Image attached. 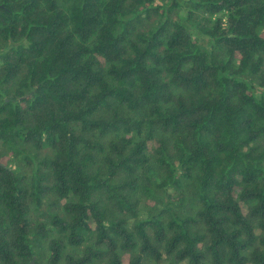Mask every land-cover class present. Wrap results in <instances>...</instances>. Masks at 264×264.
<instances>
[{"label":"trees","instance_id":"obj_1","mask_svg":"<svg viewBox=\"0 0 264 264\" xmlns=\"http://www.w3.org/2000/svg\"><path fill=\"white\" fill-rule=\"evenodd\" d=\"M264 264V0H0V264Z\"/></svg>","mask_w":264,"mask_h":264},{"label":"water","instance_id":"obj_2","mask_svg":"<svg viewBox=\"0 0 264 264\" xmlns=\"http://www.w3.org/2000/svg\"><path fill=\"white\" fill-rule=\"evenodd\" d=\"M32 264H34V263H32Z\"/></svg>","mask_w":264,"mask_h":264}]
</instances>
